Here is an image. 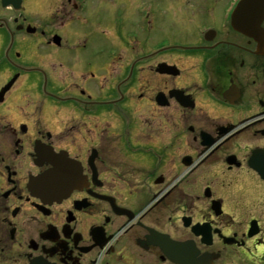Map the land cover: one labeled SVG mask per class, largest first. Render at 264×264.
Here are the masks:
<instances>
[{"label": "flooded vegetation", "instance_id": "flooded-vegetation-1", "mask_svg": "<svg viewBox=\"0 0 264 264\" xmlns=\"http://www.w3.org/2000/svg\"><path fill=\"white\" fill-rule=\"evenodd\" d=\"M261 0H0V264H264Z\"/></svg>", "mask_w": 264, "mask_h": 264}, {"label": "water", "instance_id": "water-1", "mask_svg": "<svg viewBox=\"0 0 264 264\" xmlns=\"http://www.w3.org/2000/svg\"><path fill=\"white\" fill-rule=\"evenodd\" d=\"M261 3H262V15H263V12H264V0H261ZM261 35V42H260V44H261V52H264V34L263 33H261L260 34Z\"/></svg>", "mask_w": 264, "mask_h": 264}]
</instances>
